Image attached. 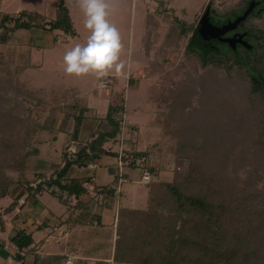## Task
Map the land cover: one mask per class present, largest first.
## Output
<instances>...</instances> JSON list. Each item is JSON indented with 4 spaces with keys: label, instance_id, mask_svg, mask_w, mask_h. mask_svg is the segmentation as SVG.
I'll list each match as a JSON object with an SVG mask.
<instances>
[{
    "label": "trees",
    "instance_id": "1",
    "mask_svg": "<svg viewBox=\"0 0 264 264\" xmlns=\"http://www.w3.org/2000/svg\"><path fill=\"white\" fill-rule=\"evenodd\" d=\"M58 6L57 16L51 20L27 9L16 16L1 14L0 42L6 43L10 32L18 29L59 30L66 36H76L64 0ZM167 40L165 46L169 45ZM187 46L198 53L203 51L200 55L204 60L217 50L208 47L198 25ZM241 60L235 59L226 66L217 59L205 77L190 74L188 80L179 81L172 94L175 103H170L169 109L170 119L180 125V131L171 129L165 142L154 144L156 151L148 148L120 156L118 151L105 145L116 142L121 133L120 119L114 115L124 110L122 95L117 94L118 98L109 102L106 114L98 116L95 112L86 114L91 108L81 101L75 87H53L50 91L26 87L27 118L32 114V105L47 104L52 108L48 116L34 121L30 138H37L40 129L48 128L55 139L59 133L66 132L72 119V138L78 146L73 153L62 152V167L43 182L33 186L22 175L18 183L23 187L5 211L10 212L24 193L34 195L47 187L55 199L70 208L69 215L60 219L61 225L69 221L74 227L78 223L83 225L85 219L95 220L101 226L96 230L97 235L101 236L104 229L108 231L102 240L91 244L69 246L63 252L46 256L34 254L33 264H66L69 254L76 255L80 250L88 253L89 248L98 253L93 254L97 257L94 264H264V50L250 63ZM21 84L27 86L20 77L8 82L12 88ZM116 85L117 80L112 76L110 90ZM59 108L60 119L54 115ZM90 118L93 127L84 141L82 129ZM3 145L9 147L6 143ZM202 146L216 149L212 159L218 155L219 162L211 169L185 163V159L194 158V148ZM173 154L177 157L171 158ZM103 155L119 156L132 170L151 174L146 207L133 208L122 200L117 201L115 186L121 174L118 168L112 167V182L99 188L104 210L119 204L111 227L104 224L102 213L90 212L91 199H84L90 197L85 186L89 176L74 175L76 168L88 167ZM170 160L175 161L174 176L163 178ZM37 175L45 177L44 172ZM12 184L15 181L7 179L1 185V198L9 196ZM73 198L75 204H72ZM73 212H79V216L74 217ZM107 226L110 229L106 230ZM0 227H3L1 219ZM113 232L117 235L114 243ZM11 240L16 248L14 258L23 262L25 250L34 242L32 233L22 229Z\"/></svg>",
    "mask_w": 264,
    "mask_h": 264
},
{
    "label": "rangeland",
    "instance_id": "2",
    "mask_svg": "<svg viewBox=\"0 0 264 264\" xmlns=\"http://www.w3.org/2000/svg\"><path fill=\"white\" fill-rule=\"evenodd\" d=\"M60 1L0 0V19L3 13L16 16L20 11L27 9L37 11L46 20H51L57 16ZM262 1L261 4L264 6V0ZM64 2L78 32L76 37L70 40L65 39L67 36L61 31L57 32L59 41L62 43L67 41L66 47L56 46L52 50L45 49L43 54L40 52L29 54L30 51L36 50L31 48V38L34 35L43 39L47 36L52 38L54 35L48 30L35 28L32 29L34 34L27 29L11 31L9 36H12L7 49L4 43L0 42V190L7 179L15 181L9 196L0 197V219L3 221V227H0V264H33L34 254L39 256L57 254L69 246H76L78 243L87 244V240L97 241L100 238V241L102 235L106 236L108 233L104 229L101 236L97 235L96 230L101 226L95 220L90 222L87 219L84 220L83 225L78 223L74 227H71V223L67 221L66 226L61 229L58 216L55 217L53 213L65 207L63 215L68 216L70 208L55 199L50 193V188L47 187L34 195L24 193L10 212L5 211L23 187V184L18 183L22 175L30 180L33 186L43 182L55 169L62 167L64 162L62 152L67 150L73 153L78 146V142L72 138V119L66 127V135L64 132L59 133V140L62 142L60 145L56 144L57 140L55 141L53 132L48 128L40 129L36 135L37 138H30L35 125L34 121L48 116L52 108H49L47 104H41L38 107L37 104L32 105L30 107L32 114L27 118V111H24L27 110V103H29V100L25 99L26 87L31 85L30 88H43L46 91H50L52 86L78 87L81 101L91 106V110L86 114L91 115L95 112L98 116L106 114L109 101L116 100L117 94L122 95L124 110L114 115L115 119H120L122 130L116 142H109V145L106 143V148L118 151L119 156L124 155L125 152L148 150V148L156 151L154 144L165 142L164 138L168 136L171 129L176 128L180 131V125L170 119L169 109V104L175 103L172 94L177 90L176 84L179 81L188 80L190 74L205 77L208 68L217 59L226 66L233 64L235 59L250 63L254 56L264 50V7L259 18L255 16V19L251 18L253 21L247 22L252 25V30L259 34L258 42L256 41L257 50L254 54L243 51L240 57L233 54L230 49H225V54L212 52L204 60L200 55L204 53L203 51L198 53L187 46L206 6L211 4L214 12H225L234 6L241 7L247 0H105L109 12L107 18L120 33L122 47L119 59L124 62L119 75L114 69L109 71L117 80V85L111 91L109 75L98 78L94 73L78 76L64 71L65 52L77 43L85 44L90 35V30L84 25L85 16L79 6V0H64ZM2 32L4 33V30ZM166 40L169 42L168 46H165ZM189 59L193 60L191 62H194V66H191ZM18 77L24 79L27 86L21 84L10 87L8 82H15ZM98 83L103 84V88L98 87ZM15 103L16 105L19 103L17 107ZM61 111L59 108L54 113L59 119L62 116ZM59 119L56 126L59 125ZM91 120L90 118L82 129L81 139L84 141L89 138L88 133L93 127ZM180 135L177 134L181 138ZM4 141L9 147L3 145ZM175 141L174 138L173 142ZM194 149L192 155L194 158L185 159V163L211 169L219 162L218 159L216 160L218 155L212 159V153L216 154L214 153L216 149L203 146ZM119 156L115 158V156L103 155L98 161L90 163L88 167L76 168L75 171L79 169V173L74 171L75 176H89L85 186L88 188L90 197L87 196L84 199H91L90 212L102 213L103 222L109 227L114 215L116 218L118 202L111 210H104L101 205L102 190L99 188L112 182L103 184L105 180L99 175L102 166H108L107 163L105 164L107 157L113 159L109 166L118 168L121 174L120 181L115 186L117 201L122 200L125 205L133 208H144L148 201L147 184L151 174L147 171L141 173L140 169L132 170L120 160ZM172 157L176 158L177 154L171 155ZM43 158L49 159L50 168H44L46 160ZM169 162L162 176L172 179L175 161ZM95 169H99V174L96 175ZM41 172L45 173V177H38L37 174ZM104 175L106 180L113 178L112 174ZM75 202L76 199L73 198L72 204ZM73 214L74 217L79 216V212H73ZM108 226L106 230L110 229ZM22 229L32 233L34 242L25 250V260L19 262L14 258L16 248L11 238ZM116 238L117 235L113 232V243ZM88 251L87 253L80 250L76 255L69 254L66 264H94L98 253L92 252L90 248Z\"/></svg>",
    "mask_w": 264,
    "mask_h": 264
},
{
    "label": "clouds",
    "instance_id": "3",
    "mask_svg": "<svg viewBox=\"0 0 264 264\" xmlns=\"http://www.w3.org/2000/svg\"><path fill=\"white\" fill-rule=\"evenodd\" d=\"M79 6L90 35L85 44L77 43L65 52L64 71L78 76L94 73L100 78L114 69L119 75L124 63L119 59L121 38L117 27L107 18L108 4L105 0H79Z\"/></svg>",
    "mask_w": 264,
    "mask_h": 264
},
{
    "label": "flooded vegetation",
    "instance_id": "4",
    "mask_svg": "<svg viewBox=\"0 0 264 264\" xmlns=\"http://www.w3.org/2000/svg\"><path fill=\"white\" fill-rule=\"evenodd\" d=\"M262 0H247V2L242 5L241 7L234 6L229 11L221 12L219 11L214 12L213 8L211 7V13H210V21L214 26L222 27L227 24L234 23L238 18L245 16V18L241 21H239L236 25H234L233 28L229 29L225 33H223L220 37L221 38H235L236 39V47L232 48L228 42L223 41L219 38H211L210 44H207L208 47L217 48L214 52L218 54H225V49H230L233 54L236 56L241 57V53L245 51L247 54H254V52L257 50V42H258V36L254 30H252V25L247 24L248 21H253L255 16L258 18L263 13L261 10L263 9V5L261 4ZM253 4L250 11L247 13L249 7ZM208 5V4H206ZM207 9V6L204 8L202 14L200 15L199 21L201 17L204 15L205 11ZM197 24V25H198ZM196 25V26H197ZM257 41V42H256ZM219 50V51H218ZM222 51V53H220ZM4 264V263H3Z\"/></svg>",
    "mask_w": 264,
    "mask_h": 264
},
{
    "label": "crops",
    "instance_id": "5",
    "mask_svg": "<svg viewBox=\"0 0 264 264\" xmlns=\"http://www.w3.org/2000/svg\"><path fill=\"white\" fill-rule=\"evenodd\" d=\"M73 23V22H72ZM74 24V23H73ZM76 28V27H75ZM19 30H23V29H19ZM27 30H29V31H31L32 33L31 34H34L33 33V31L34 30H32V29H27ZM37 30H39V29H37ZM18 31V30H17ZM16 31V32H17ZM77 31V30H76ZM57 32H59V30H56V31H54V32H52L54 35L52 36V38L50 37H48L47 36V38L46 39H43L42 37H40V36H35L34 35V37H32L31 39H32V44H31V48H34V49H36V50H32V51H30L29 52V54H31V52H40V53H44V51H45V49H48V50H52L54 47H56V46H62V47H66L67 46V41H66V43H62L61 41H59L58 39V35H57ZM62 32V31H61ZM14 34H16V33H14ZM77 34H78V32H77ZM12 36V35H11ZM11 36L8 38V40L6 41V43H4V45H5V47H6V49L9 47V45H8V43H9V40L11 39ZM29 37H30V35H29ZM69 37V38H68ZM76 37V36H75ZM75 37H70V36H67V38L65 37V39H74ZM109 76H111L112 77V75L109 73L108 74ZM106 83V82H105ZM108 83H110L109 81H108ZM100 83H98V87L100 86L101 88H103V84H100ZM108 85V84H107ZM52 87H55V86H52ZM56 87H63V88H71V87H64V86H56ZM73 87H75V86H73ZM108 87V86H107ZM75 88H77V90H78V94H79V96L81 97V95H80V90L78 89V87H75ZM110 102V101H109ZM88 104V103H87ZM109 104V103H108ZM89 106V105H88ZM90 108H91V106H89ZM108 107V106H107ZM65 135H66V132H65ZM57 140V142H56V144L58 145H60V143H62L60 140H59V136L57 137V139L55 138V141ZM108 145H109V143H108ZM55 149H56V147H55ZM112 157V156H111ZM111 157H107L106 159H105V164L107 163L108 164V166H105V165H103L102 166V170L100 171V174L98 173V170L99 169H95V173H96V175H97V173L99 174V175H101V179H104L105 181L104 182H102L103 184H107L108 182H110V181H112L113 180V178L112 179H108L107 178V180H106V177H104L105 175L104 174H106V175H109V174H112V172H111V170H112V168L109 166V163H112V158ZM116 158V157H115ZM43 159H45L46 161H47V163H49L50 161H49V159L48 158H43ZM46 161H44L45 162V167L44 168H50L51 167V165H50V163L49 164H47L46 163ZM78 170L79 169H77V171H75V172H77V173H79L78 172ZM62 207H63V205H62ZM64 209H65V207H63ZM64 209L63 210H61V211H58L57 213H53V215L56 217V216H58V222H60V219H63V218H65L66 216H64L63 215V211H64ZM60 218V219H59ZM57 219V218H56ZM112 222V220L110 221V223ZM49 226H51V225H49ZM63 226H66L65 224H62L61 226H60V228L62 229V227ZM52 227V226H51ZM52 230V229H51ZM63 237V236H62ZM98 240H99V238H98ZM90 242V244L91 243H93V242H96V241H91V240H87V243H89ZM68 244V243H67ZM81 244H84V243H81ZM80 243H78L76 246H80L81 245Z\"/></svg>",
    "mask_w": 264,
    "mask_h": 264
},
{
    "label": "water",
    "instance_id": "6",
    "mask_svg": "<svg viewBox=\"0 0 264 264\" xmlns=\"http://www.w3.org/2000/svg\"><path fill=\"white\" fill-rule=\"evenodd\" d=\"M254 6L251 4L249 7L247 13L250 11V9ZM210 13H211V4L207 6V9L204 13V15L201 17L198 28L199 32L203 36V39L205 40L206 44H210L211 38H219L222 39L225 42H228L232 48L236 47V39L233 38H221L220 36L228 31L229 29L233 28L234 25H236L239 21L243 20L246 16V14L240 18H238L234 23H229L227 25H224L222 27L214 26L210 21Z\"/></svg>",
    "mask_w": 264,
    "mask_h": 264
},
{
    "label": "built area",
    "instance_id": "7",
    "mask_svg": "<svg viewBox=\"0 0 264 264\" xmlns=\"http://www.w3.org/2000/svg\"><path fill=\"white\" fill-rule=\"evenodd\" d=\"M145 176V175H144ZM69 262V261H68Z\"/></svg>",
    "mask_w": 264,
    "mask_h": 264
}]
</instances>
